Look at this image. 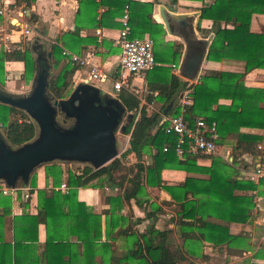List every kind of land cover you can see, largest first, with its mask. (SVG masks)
<instances>
[{
    "label": "crops",
    "instance_id": "1",
    "mask_svg": "<svg viewBox=\"0 0 264 264\" xmlns=\"http://www.w3.org/2000/svg\"><path fill=\"white\" fill-rule=\"evenodd\" d=\"M8 1L10 11L5 15L0 14V50L6 49L7 44L12 49L23 40H31L33 43L37 41L39 48L33 52L35 71L31 79L27 80L23 76L25 68L23 60H4V84H0V91L23 93L28 87V82L32 83L35 75L37 55L47 56V52H51L52 43L65 46L78 54L89 53L90 62L100 66L111 77L114 76L120 53V46L116 43L118 30L121 26L120 17L128 7H125L123 13L119 15L115 13L118 8V0ZM140 1H153L152 17L161 22L165 28V33L160 37V44L158 46L156 44L160 60L155 58L156 64L151 69L144 74L129 78L131 89L135 85L134 88L137 92L139 90L137 88L145 91L144 96L141 97L137 92L131 90L140 97V104H146L147 111L150 104L155 105L156 102L157 109L162 104L157 100L147 103L145 97L148 94L147 74L158 77L159 73L156 70L158 66L169 67L170 73L189 82H196L199 75L203 73L217 74L221 71L241 72L244 70L243 64L235 59L212 60L207 58V46L210 42V35L213 33L211 30L212 21L208 18L199 19V14L203 3L213 0H178L176 3H171L170 0ZM95 4L98 6L96 7ZM160 4H164L170 11L186 13V24L168 30L159 12ZM93 16L99 22H96ZM25 24L30 29L27 35L23 34ZM250 28L253 31L264 32V13L255 12L252 14ZM144 35L151 36L149 32H145L141 36ZM184 36L189 37V42L185 40ZM206 40L207 42H205ZM178 43H181L182 47L180 57L175 61L172 50L173 45ZM191 48L197 51L203 50L206 56V60L205 58L202 60L194 78L187 77L182 66V61ZM153 49H155L154 46ZM67 58L65 56L63 60L66 61L69 59ZM49 61L51 63L50 81L53 69L52 55L49 57ZM6 62H8L7 65ZM76 65L71 87L78 82L88 81L87 68ZM137 80H140L139 83ZM89 82L98 86L102 92L109 93L121 101L118 96L119 91L112 88L111 78L104 81L93 78ZM244 84L249 87L264 88V67H255L246 72ZM183 91L177 93L169 101V103L173 102L168 110L174 107ZM230 101V98L227 97H220L218 100L223 104H229ZM169 103L162 110L164 113H167L168 110L165 112V109ZM156 129L153 127L152 131L154 132ZM240 131L263 134L264 128L242 126ZM126 135L128 136L127 145H129L130 135ZM232 141V138H228L226 142H217V151L211 154L218 155L232 163L231 166L237 169L234 177L250 178L256 183V187L248 191L254 199L249 211L250 216L246 221L236 220L234 217L227 219L224 215L221 217L207 216L206 220H209L207 224L197 230L200 233L199 236L204 233L205 236L221 239L201 237L200 241L189 243L188 251L194 252L195 257L192 258L191 263L183 264H264V180L260 181L264 177L256 180L251 176L257 165L264 168V138L258 144V148L263 150L262 154L235 153ZM128 155L129 158L136 159L134 152ZM233 157H235V162H232ZM150 159L151 153L143 154L144 161L149 162ZM60 162L65 169L77 170L83 166V164H79L83 162L79 161L78 165H74L73 161L69 160ZM197 163L208 167L211 164V157L198 156ZM33 171L36 174V186L32 187V190L31 186L26 183L19 184L20 188L16 194L3 193L2 188L7 184L0 181V258L3 257L10 264H110V255L124 256L126 254L131 241L130 237L127 234H117L116 228L110 229L108 233L106 228V219L111 213V203L109 200H105V197L118 194L119 187H112L107 182L100 184L95 179L92 182H95L96 185L89 183L77 188L76 200L60 198L44 200L43 196L38 193V188H46L48 195L54 191L59 192L60 196L68 192L69 186L65 181L66 173L62 182L53 185L52 178L47 176L43 164L36 166ZM161 176L162 183L178 184L186 176L208 178L209 174L205 170L186 171L165 168L162 170ZM149 189L151 193L159 194L160 200H154L156 205L161 208V211L156 213V218L147 217L145 209L139 206L134 199L124 202L117 209V214L133 222L134 229L139 232L155 221L158 228L170 229L171 241L181 243L174 221L179 202L173 200L170 193L161 186H150ZM254 190L255 193H253ZM25 193H27L26 197ZM7 195L9 198H6ZM257 198L261 203L260 208H256L254 205ZM221 202L226 203V201ZM214 203L208 202L210 206ZM235 205L237 204L235 203ZM94 215L100 216V234L95 241L97 245L86 249L78 236V222H89L90 228H86L84 233L89 234L90 240L95 234L92 222ZM135 218H140V220L135 222ZM103 242H112V248L108 245H101Z\"/></svg>",
    "mask_w": 264,
    "mask_h": 264
},
{
    "label": "trees",
    "instance_id": "2",
    "mask_svg": "<svg viewBox=\"0 0 264 264\" xmlns=\"http://www.w3.org/2000/svg\"><path fill=\"white\" fill-rule=\"evenodd\" d=\"M177 1L170 0L171 3ZM117 4L115 13L119 15L123 13L125 7H128L132 36H141L149 32L153 37L154 55L157 60H160L156 44L157 46L160 44V37L165 33V28L161 22L152 17L153 1L118 0ZM95 6L97 7L98 4ZM255 12L264 13V0H213L204 2L200 7L199 19L208 18L212 21L213 33L210 35L207 46V58L235 59L243 64V71L203 73L199 75L196 82H189L170 73L169 67L158 66L156 69L159 73L158 77L147 74L148 94L145 97L147 103L161 101L160 111L148 112L146 104H140V97L136 93L127 88L119 90V98L129 111H133V116L124 131L130 135L129 145L120 156H115L98 168L85 164L77 170L65 169L60 162L62 160L41 163L45 167L47 176L52 178L53 185L62 182L66 173L65 181L69 186L68 192L62 196L55 191L48 195L46 188H38V193L44 200L58 198L76 200L77 188L89 183L94 185L95 182L92 181L95 179L100 184L107 182L112 187L120 188L118 194L105 197V200L111 203V213L106 219V228L108 233L110 229L116 228L117 234H127L131 241L124 256L110 255V264L191 263L195 256L194 252L188 251L189 243L200 241L201 237L221 239L205 236L204 233L199 236L200 233L197 230L207 224L209 221L206 220L207 216L224 215L227 219L234 217L240 221H246L250 216L249 211L254 199L248 191L256 187L253 180L234 177L237 169L218 155L193 153L188 149L179 155L175 150L177 138L175 134L166 133L162 128H157L154 132L152 130L167 103L177 93L190 88L189 96L192 103L186 104L183 110L188 122H192L195 116L215 120L219 132L217 142H226L228 138H232L235 153L262 154L263 150L258 148V144L264 138V133L240 131L242 126L264 128V88L249 87L244 84L246 72L255 67H264V32L253 31L250 28L252 14ZM93 18L99 22L95 16ZM181 47V43L173 45V60L179 59ZM33 52L31 40H23L10 50L1 49L0 84H4L5 59L23 60L25 66L23 76L27 80L31 79L35 71ZM51 55L53 72L49 81V90L56 98L65 97L71 91L72 75L77 65L68 58L66 61L63 60L65 55L61 53V47L57 43H52ZM220 97L230 98L231 101L229 104L219 103ZM179 112L180 106L177 100L174 107L167 113ZM70 123L71 120L68 124ZM0 126L2 127L0 136H4L12 146L32 139L37 132V123L24 109L2 101H0ZM164 146L166 150L163 149ZM131 152H134L136 160L130 163L124 159ZM146 152L151 153L150 162L143 160V154ZM201 155L211 157L210 166L197 163V157ZM232 162H235V157ZM165 168L186 171L205 170L209 177L186 176L178 184H166L162 183L161 176ZM262 180L264 179L261 178L260 181ZM28 184L31 190L36 186L34 171L30 173ZM150 186L163 187L170 193L173 200L179 202L174 221L181 243L171 241L170 229L158 228L155 221L139 232L134 229L133 222L117 214V209L124 202L134 199L145 209L147 217L156 218V213L161 211L154 201L158 200V197L151 199L145 197ZM6 198L9 196L7 195ZM208 202L215 203L210 206ZM138 220L140 218H135V222ZM92 222L95 234L90 240L89 234L84 233L86 228H90L89 222H78V236L86 249L97 245L95 241L100 234V216L94 215ZM101 245L112 248L113 243L103 242ZM0 264H10V262L2 257Z\"/></svg>",
    "mask_w": 264,
    "mask_h": 264
},
{
    "label": "water",
    "instance_id": "3",
    "mask_svg": "<svg viewBox=\"0 0 264 264\" xmlns=\"http://www.w3.org/2000/svg\"><path fill=\"white\" fill-rule=\"evenodd\" d=\"M159 12L168 30L186 24V13L170 11L164 4ZM38 48L34 41L33 50ZM50 56V51L47 56L37 55V69L27 93L0 91V101L24 109L37 123L35 136L19 145L12 146L0 136V181L8 186L28 183L35 167L51 160L79 161L94 168L106 164L118 154V128L123 133L133 116L117 97L89 81L78 82L66 97L53 96L48 87ZM204 58L203 50L191 48L182 61L184 74L194 78Z\"/></svg>",
    "mask_w": 264,
    "mask_h": 264
},
{
    "label": "built area",
    "instance_id": "4",
    "mask_svg": "<svg viewBox=\"0 0 264 264\" xmlns=\"http://www.w3.org/2000/svg\"><path fill=\"white\" fill-rule=\"evenodd\" d=\"M9 11V1L0 0V14L5 15ZM120 21L121 26L116 37V43L120 46V53L117 59V68L112 77L100 68V66L90 62L89 53L78 54L60 45L63 55L67 56L75 64L87 68L88 81L93 78L100 81L111 78L112 88L115 91H119L121 88L131 90L130 76L144 74L156 64L153 38L149 35H131L128 9L121 15ZM29 32L30 29L25 24L23 34L27 35ZM5 48L10 49L11 46L7 44ZM7 64L8 62H6ZM189 92L190 88L185 89L179 96L178 104L180 106V112L176 114L161 112L155 127L162 128L166 133L177 136L175 150L179 155H182L186 149L193 153H214L218 148L217 139L219 138V132L217 130V123L215 120H208L203 116H195L192 122H188L185 119L183 113L184 107L186 104L192 103ZM163 149L166 150V146ZM251 176L256 180L264 177V168L261 165H257ZM19 188V185H5L2 191L3 193L16 194ZM253 193H255V190ZM24 196L26 197L27 193ZM254 205L256 208H260L261 203L258 198Z\"/></svg>",
    "mask_w": 264,
    "mask_h": 264
},
{
    "label": "rangeland",
    "instance_id": "5",
    "mask_svg": "<svg viewBox=\"0 0 264 264\" xmlns=\"http://www.w3.org/2000/svg\"><path fill=\"white\" fill-rule=\"evenodd\" d=\"M4 65H5V62H4ZM53 72V69L51 70V73ZM52 76V75H51ZM131 78V77H130ZM138 82L137 83H139V81L140 80H137ZM31 81L30 82H28V87H27V89H25V91L23 92V93H27L30 89H31ZM74 86V85H73ZM73 86L71 87V90H72V88H73ZM135 85H133L132 86V89L131 90H133L134 92H137L136 90H135ZM137 88V87H136ZM137 89H139L138 90V92H137V94L139 95V96H141V97H143L144 96V94H145V91L144 90H140V88H137ZM6 93H8L7 92V90H6ZM12 94H21V93H16V92H14V93H12ZM68 95V94H67ZM67 95H65V97L67 96ZM157 103L155 102V105L154 104H150L149 106H148V111H160V108L159 109H157ZM128 111V110H127ZM131 112H133V111H131ZM59 119H61V116L59 115V117H58ZM125 121V115H124V117H123V119H122V122L121 123H123ZM0 130H2V127L0 126ZM127 133H125V132H120V130H119V128H118V130H117V147H118V154H117V156H120V154L128 147V136L126 135ZM127 145V146H126ZM134 158H129V155H127L126 157H125V159L124 160H126L127 162H134L136 159H134ZM145 160H147L146 158H145ZM67 161V160H66ZM77 162L78 161H73V164L74 165H78L77 164ZM150 162V161H149ZM79 164H88V163H79ZM148 192H147V194H146V198L148 197V198H154V197H158L159 196V194L157 195V194H153V193H151V191H150V189H149V187H148V190H147ZM158 200H160L159 199V197H158Z\"/></svg>",
    "mask_w": 264,
    "mask_h": 264
}]
</instances>
